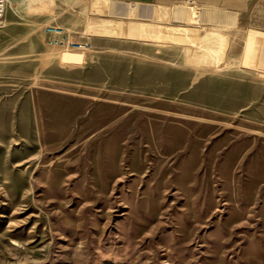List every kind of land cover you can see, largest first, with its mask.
Returning a JSON list of instances; mask_svg holds the SVG:
<instances>
[{"label": "rangeland", "instance_id": "obj_1", "mask_svg": "<svg viewBox=\"0 0 264 264\" xmlns=\"http://www.w3.org/2000/svg\"><path fill=\"white\" fill-rule=\"evenodd\" d=\"M8 1L0 264H264V32L193 5Z\"/></svg>", "mask_w": 264, "mask_h": 264}, {"label": "crops", "instance_id": "obj_2", "mask_svg": "<svg viewBox=\"0 0 264 264\" xmlns=\"http://www.w3.org/2000/svg\"><path fill=\"white\" fill-rule=\"evenodd\" d=\"M138 3L158 14H171L178 5L196 6L205 25L229 30L264 32V0H112Z\"/></svg>", "mask_w": 264, "mask_h": 264}, {"label": "built area", "instance_id": "obj_3", "mask_svg": "<svg viewBox=\"0 0 264 264\" xmlns=\"http://www.w3.org/2000/svg\"><path fill=\"white\" fill-rule=\"evenodd\" d=\"M8 4V0H0V28L4 25ZM45 35L47 42L53 46L79 48L83 45L81 41L73 38V34L68 29L61 26H47Z\"/></svg>", "mask_w": 264, "mask_h": 264}]
</instances>
